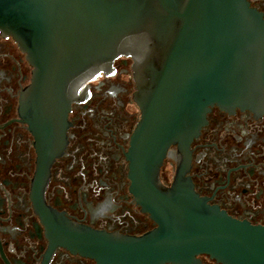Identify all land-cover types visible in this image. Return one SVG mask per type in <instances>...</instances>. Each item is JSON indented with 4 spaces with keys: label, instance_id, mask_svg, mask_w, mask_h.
I'll list each match as a JSON object with an SVG mask.
<instances>
[{
    "label": "water",
    "instance_id": "95a60500",
    "mask_svg": "<svg viewBox=\"0 0 264 264\" xmlns=\"http://www.w3.org/2000/svg\"><path fill=\"white\" fill-rule=\"evenodd\" d=\"M0 36L32 68L20 115L38 138V175L66 146L75 90L134 60L140 119L126 153L132 192L156 225L141 237L65 219L55 246L98 264H264V226L228 217L193 190L189 146L217 107L264 112V20L247 0H0ZM176 147L169 188L159 181Z\"/></svg>",
    "mask_w": 264,
    "mask_h": 264
},
{
    "label": "flooded vegetation",
    "instance_id": "af4514ba",
    "mask_svg": "<svg viewBox=\"0 0 264 264\" xmlns=\"http://www.w3.org/2000/svg\"><path fill=\"white\" fill-rule=\"evenodd\" d=\"M247 1L264 20V0ZM133 64L117 58L111 70L75 90L66 146L46 180L38 175L39 140L20 115L32 68L16 43L0 36V264H98L55 246L60 219L121 236L156 228L137 204L128 175L126 153L140 119ZM189 150L186 177L194 192L234 220L264 226V112L212 108ZM175 170L171 147L159 173L164 188Z\"/></svg>",
    "mask_w": 264,
    "mask_h": 264
}]
</instances>
